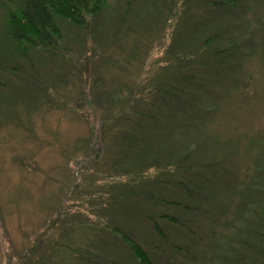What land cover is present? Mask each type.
Segmentation results:
<instances>
[{"label": "rangeland", "instance_id": "rangeland-1", "mask_svg": "<svg viewBox=\"0 0 264 264\" xmlns=\"http://www.w3.org/2000/svg\"><path fill=\"white\" fill-rule=\"evenodd\" d=\"M125 1L107 0L108 9L99 22L100 31L97 30L100 34L94 37L64 26L61 41L55 48L56 59L51 61L39 51L33 53L35 65L30 72L40 74L39 83L43 86L40 92L50 95L46 101L42 98L21 101L15 95L5 94L12 86L0 88V264L16 263L38 240L45 244L58 242L59 235L75 220L92 229L103 228L101 224L111 222L113 193L106 186L124 180L108 179L106 164L93 167L92 160L100 147L96 127L100 125V119L117 114L120 104L112 107L108 100L101 107L95 101L96 93L105 87L109 99V93L121 86L127 98V89L136 85L143 87L154 73L162 71L161 67L171 58L168 53L177 30L192 18V13L187 14V7H184L186 0H167L166 8L162 5L164 2H158L155 12L164 16V25L153 13L155 0H134L131 6L140 7L120 28V32H126L127 36L120 37L116 44H108L113 29L119 25L116 17H110L125 5ZM209 1L213 4L219 2ZM246 1L251 8L247 15L249 26L255 29L258 19H263L264 3L262 0ZM20 5L21 0H0V36L6 18L10 14L17 15ZM219 11L214 7L206 10V14ZM203 13L202 8L200 15H196L187 26L191 31L193 28L197 30L198 24L202 23L201 33L206 34L218 29V23H223L221 19L209 22ZM150 22L155 27L149 32L147 25ZM255 43L254 52L243 62L244 72L230 71L215 86L216 94L209 95V100L216 98L212 104L214 111L210 114L204 112L202 124L207 142L204 159L231 158L237 172L231 180L233 187L238 180L253 178L264 168V52L259 31ZM7 59L0 48L3 64H17L16 61L9 63ZM96 81L101 88L94 92L91 86ZM202 98L204 105L206 101L204 96ZM104 130L106 126H101L100 131L103 133ZM110 155L106 153L104 156L108 159ZM228 161L227 164L231 165ZM154 173L155 170L149 172ZM248 195L244 191L232 195L229 215L223 217L237 219L245 216L248 207L254 206ZM163 211L172 213L168 209ZM216 215L214 212L213 216ZM211 221L209 219L207 226ZM250 230L253 229L249 221L246 224L240 222L235 232L228 227H219L217 231L226 236L205 237L199 243L200 247L186 239H175L179 249L186 247L197 257L191 262V256L177 255L168 244L152 240L148 236V227L136 225L133 229L140 239L144 236L143 248L152 264H165L164 256L169 258V264H264V257L259 258L255 253L257 249H264ZM100 237L110 238L107 233ZM93 239L96 244L98 239L96 236ZM116 245L114 261L117 264H137L119 242ZM246 245L252 246V253H245ZM44 251L40 247L30 254L32 264L47 257L43 255ZM162 251L164 254L160 258ZM241 253L246 257L243 263L237 259Z\"/></svg>", "mask_w": 264, "mask_h": 264}, {"label": "trees", "instance_id": "trees-1", "mask_svg": "<svg viewBox=\"0 0 264 264\" xmlns=\"http://www.w3.org/2000/svg\"><path fill=\"white\" fill-rule=\"evenodd\" d=\"M133 1H125V5L111 15L110 19L116 17L119 25L113 29L108 44H116L120 37L127 36L126 32H120V28L140 7L133 8ZM165 1H154L155 16H159L155 12L158 2H164L162 5L166 8L168 2ZM106 3L107 0H21L19 12L6 18L0 36V48L8 56V62H17L9 65L0 60V88L12 86L5 94L15 95L21 101L50 98L49 93L40 92L43 87L39 83L40 74L30 72L31 68L34 69L33 53L39 51L51 61L56 59L55 48L61 41L64 26L78 29L88 36L100 34L97 30L100 31L99 22L108 9ZM184 7H187V14L192 13L191 21L200 15L202 8L206 16V10L217 7L220 11L208 14L207 20L221 19L223 23H218V29L206 34L201 33L202 23L192 31L187 27L191 21L182 23L168 53L171 58L143 87L126 88L129 92L127 98L121 86L109 93V99L105 87L96 93L95 101L101 107L108 100L112 107L120 104L117 114L100 119V125L96 127L100 147L92 160L93 167L106 164L108 179L124 180L106 186L113 193L111 222L101 224L103 228L92 229L75 220L59 235L58 242L45 244L36 240L37 243L12 264H32L30 254L40 247L47 257L34 264H117L114 257L118 242L137 264H152L143 248L144 236L140 239L133 231L136 225L148 227V236L152 240L168 244L177 255L191 256V262L197 257L184 245L185 249H179L175 239H186L197 246L205 237L226 236L217 231L219 227H228L235 232L244 221L245 224L250 222L251 234L264 249V181H259L264 180V168L252 179L238 180L233 187L231 180L237 173L236 165L229 157L204 159L206 135L202 128L204 112L210 114L214 111L212 104L216 98L209 100V95L216 94L214 88L223 76L233 71L244 72L243 62L256 48L258 31L264 52V32H261L264 30V7L263 19H258L255 29L249 26L247 15L251 8L246 0H219L214 4L209 0H186ZM159 21L164 25L163 15L159 16ZM154 27L155 24L150 22L147 31ZM189 31L192 32L190 40ZM190 42L192 48L189 49ZM97 82L91 86L94 92L101 88ZM203 96L205 107L202 105ZM101 126H106L103 133ZM106 153L111 154L108 159L104 156ZM228 160L231 165L227 164ZM152 170L155 173L151 175ZM243 191L249 194L247 197L254 206L248 207L242 218L223 217L229 215L232 195ZM167 209L172 213L163 211ZM214 212H217L216 217ZM209 219L212 221L207 226ZM201 221L204 223L199 224ZM104 233L110 238L101 239ZM94 236L98 239L96 244L93 243ZM253 250L252 246H245V253ZM255 253L259 258L264 257V250L257 249ZM163 254L160 252V258ZM162 259L169 264V258L164 256ZM237 259L243 263L246 257L241 253Z\"/></svg>", "mask_w": 264, "mask_h": 264}]
</instances>
